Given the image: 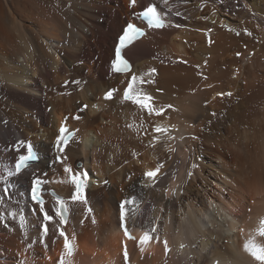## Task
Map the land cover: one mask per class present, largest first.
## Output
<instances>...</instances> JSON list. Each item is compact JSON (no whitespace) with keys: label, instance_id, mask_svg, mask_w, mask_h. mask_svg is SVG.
<instances>
[{"label":"bare ground","instance_id":"bare-ground-1","mask_svg":"<svg viewBox=\"0 0 264 264\" xmlns=\"http://www.w3.org/2000/svg\"><path fill=\"white\" fill-rule=\"evenodd\" d=\"M150 3L167 24L127 49L134 70L113 72L119 34ZM152 68L155 83L137 87L165 106L162 116L122 97L131 74L147 80ZM62 125L75 134L60 152ZM20 140L40 160L15 173ZM69 165L88 173L87 204L71 199ZM157 165L153 181L144 174ZM35 179L54 217L47 236ZM132 197L133 224L161 223V242L143 254L119 227V205ZM0 199V264H56L61 227L75 245L70 264H124L125 245L128 264H259L243 244L264 218V0H0Z\"/></svg>","mask_w":264,"mask_h":264},{"label":"snow or ice","instance_id":"snow-or-ice-1","mask_svg":"<svg viewBox=\"0 0 264 264\" xmlns=\"http://www.w3.org/2000/svg\"><path fill=\"white\" fill-rule=\"evenodd\" d=\"M137 0H131L132 6L136 5ZM169 0H163V3L165 6L168 5ZM140 16L143 17L148 22V25L151 27H155L157 29L164 28L165 27V20L163 18V14L161 12H158L156 5H151L146 7L141 13H139ZM176 15H180L179 12L176 13ZM176 27H179V25H176ZM229 31H235L232 28L228 29ZM245 33L249 36L252 35L250 31L247 29L244 30ZM143 34V30L140 27H137L135 24H128L126 29L123 31V34L119 38V46L115 49V59L112 62L113 69L116 73H129L130 72V64L127 59L122 55V49H124L127 45H129L133 40H135L137 37L141 36ZM237 35H240L239 32L236 33ZM211 43V41H209ZM237 55H240V53H237ZM157 74V69L152 68L147 75L148 79L145 80L144 76H138L136 74H131L130 79L127 83V86L125 90L122 93L123 100L125 101H131L133 104L138 105L141 109H144L147 111L148 115L151 116L155 114V116H162L166 110L165 106H155L154 104V97L150 95L147 92L142 91V89L138 88V85H144V84H152L155 83L153 80V77ZM78 83V82H77ZM118 91L117 89H111L105 94V99L111 100L113 99L114 93ZM220 95L231 97V92L222 93ZM87 107V105H85ZM167 108H172V105H167ZM213 116L216 115V113H212ZM79 119V117H77ZM6 123V122H5ZM155 133L159 134H166L168 133L169 129L166 126L162 125H156L154 129ZM196 137H193L195 139ZM71 139V135L69 134V130L66 126L62 125L60 128V135L56 141L57 149L60 152L64 151V147L66 146ZM155 140H159L160 136L153 137ZM17 153L21 152V149L26 150V154H19L18 155V161L15 164V173H20L24 169H28L30 167V162L36 161L38 159V156L36 152L34 151L33 145L31 142H27L24 140L18 141L14 146ZM60 159L61 163L64 162L66 157H58ZM163 165H157L155 170L147 171L144 175L151 179L155 180L157 178V174L160 172ZM64 171L69 174L71 184L75 187L74 195H72L71 199L74 201H81L84 204H87V199L85 196V187H86V181L89 179L88 173L86 171L84 172H75L73 168L69 165L64 168ZM9 175H13L14 173L9 172ZM43 181L40 179L34 180V187L31 190V198L33 201L36 202L40 206L39 210L43 213V232L45 236H47L49 228H48V222L53 221L54 217L53 215H50L49 212L45 209L44 204L45 201L43 199V196L41 195V185ZM107 183V181H105ZM3 203V200L0 199V204ZM56 203L59 205V207L55 208V215L59 216L60 218V224L66 223V203L63 199L57 197ZM136 203V197H132L131 199H125L123 200L119 205V211H120V220H121V227L124 229L125 236L129 237V239H135L132 237L129 233V229L125 226V216H126V205L134 204ZM211 203V202H210ZM255 203V201H253ZM88 213H92L93 209L91 207L87 208ZM251 209H249V212ZM13 217L16 216V213H12ZM21 223L24 222V217L21 216ZM93 223H95V219L93 217L92 220ZM83 223V221H81ZM59 227V225H57ZM144 232L143 235L139 238V251L141 254L145 251V245L152 241L153 239L160 243L161 239V223L160 218L157 217L155 220H153L150 224H147L144 226ZM239 232L243 235L245 230L243 228L239 229ZM59 236L64 238V253L60 257V264H70V261H68L67 257L74 256L75 252V245L69 240L68 235L65 233L63 228L61 227L59 230ZM264 238V218H261L259 220V227L254 230V232L250 233L248 237H246V242L243 244L244 250L255 259V261L259 262V264H264V243H258L256 237ZM163 248L165 251V254L167 255L171 249L169 248L168 240L165 238L162 241ZM180 249H184L187 247V245L181 243L179 245ZM123 260L124 264H128L129 261V253L127 250V246L124 247L123 252ZM214 264H220L219 260H216Z\"/></svg>","mask_w":264,"mask_h":264},{"label":"rangeland","instance_id":"rangeland-1","mask_svg":"<svg viewBox=\"0 0 264 264\" xmlns=\"http://www.w3.org/2000/svg\"><path fill=\"white\" fill-rule=\"evenodd\" d=\"M88 79L89 78H86V82H88ZM75 117H77V116H74V119H75ZM136 156H137V154H136ZM108 180V178H106L104 181H103V183L104 184H108V183H105V181H107ZM140 185H142V182L140 183ZM207 220H208V218H206Z\"/></svg>","mask_w":264,"mask_h":264}]
</instances>
